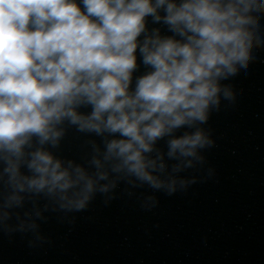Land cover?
<instances>
[{
  "label": "clouds",
  "instance_id": "9594fccd",
  "mask_svg": "<svg viewBox=\"0 0 264 264\" xmlns=\"http://www.w3.org/2000/svg\"><path fill=\"white\" fill-rule=\"evenodd\" d=\"M262 19L264 0H0V228L43 241L46 212H82L97 194L108 204L121 182L129 196L196 183L180 173L215 146L202 126L235 102L222 82L264 48ZM137 50L150 70L133 89ZM69 127L100 138L86 164L52 151Z\"/></svg>",
  "mask_w": 264,
  "mask_h": 264
}]
</instances>
